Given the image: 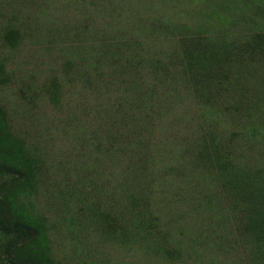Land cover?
<instances>
[{
	"label": "rangeland",
	"instance_id": "1",
	"mask_svg": "<svg viewBox=\"0 0 264 264\" xmlns=\"http://www.w3.org/2000/svg\"><path fill=\"white\" fill-rule=\"evenodd\" d=\"M0 264H264V0H0Z\"/></svg>",
	"mask_w": 264,
	"mask_h": 264
}]
</instances>
